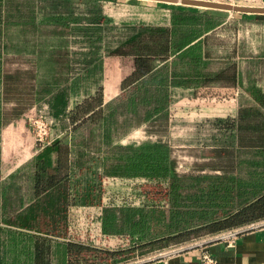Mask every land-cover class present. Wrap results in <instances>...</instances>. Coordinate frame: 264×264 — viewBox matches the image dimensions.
I'll use <instances>...</instances> for the list:
<instances>
[{"label":"trees","instance_id":"16d2710c","mask_svg":"<svg viewBox=\"0 0 264 264\" xmlns=\"http://www.w3.org/2000/svg\"><path fill=\"white\" fill-rule=\"evenodd\" d=\"M4 3L9 1L0 0V131L9 118L46 97L54 116L67 117L71 126L68 134L54 138L33 158L29 177L33 199L15 219H5L6 225L45 234L41 240L33 238L32 264H110L132 248L108 249L96 246L95 239L100 243L124 239L144 252L264 219V94L260 90L256 92L259 106L240 105L233 116L214 121L230 138L226 146L219 143L205 153L216 160L208 171H202L201 165L196 173L178 172L171 148L162 140L119 142L133 126L166 125L176 90L187 95L221 82L231 87L243 84L233 63L222 70L209 67L217 61L207 44L211 36L198 37L217 26V19L182 10L172 14L171 26L133 30L111 50L132 57V82L103 104L95 71L68 83L79 65L86 67L91 60L76 55L78 66L69 68L65 41L77 43L78 36L79 49L88 53L98 42L94 38L100 39L99 29L70 25L77 18H72L75 3L35 0L36 15L17 21L11 13V20L5 19ZM44 23L68 30L72 40L23 36L27 29L38 33ZM227 24L236 21L230 19L220 27ZM25 55H32V60ZM170 56L161 66L151 67L153 58ZM93 81H97L94 90ZM189 87L193 89L187 91ZM87 127L101 133L98 143L85 149L89 138H75ZM150 129L159 133L160 128ZM223 155L229 158L227 163L218 161ZM107 184H121L125 190ZM94 207L95 212L85 218L83 235L70 228L74 209Z\"/></svg>","mask_w":264,"mask_h":264},{"label":"crops","instance_id":"0c3cea01","mask_svg":"<svg viewBox=\"0 0 264 264\" xmlns=\"http://www.w3.org/2000/svg\"><path fill=\"white\" fill-rule=\"evenodd\" d=\"M213 1L228 2L239 6L264 7V0ZM71 2L75 3L74 14L72 8V18L73 15L77 18H73L70 25L73 24L75 26L90 28L92 31L94 29H99L100 32L102 31V34H99V37L103 39V42H105L106 45L104 46L103 44V51L98 58L102 61V65L100 64L101 61L98 63L99 70L96 67V60L93 58L91 59L90 53H87L80 58H87L91 61L87 63L86 67H84V64L82 63L80 67L77 69L75 68L77 71L72 73L68 83L71 81L73 82L78 76L85 75L86 73L90 74V72L93 73V71H95L92 74L94 76L102 74V80H99L98 76V85H101L102 87L103 104L117 96L132 82L131 78L134 75L132 57L112 54L111 50L122 44L135 30L138 31V29L148 26H171L172 14L176 11L182 10L189 13L200 14L204 18L208 17L218 20L215 22V24L217 23V26L203 31L198 38H202L209 34L211 37H224V33L221 32L220 29V32L217 33L218 27L220 28L221 24L230 19H233L236 23L239 22L237 16L221 12L224 10H205L211 8H197V6L152 0H71ZM15 6L18 7L19 5L16 3ZM36 6L37 5L34 2L32 8L35 10ZM98 10L100 13L97 15L96 12H98ZM28 12L29 11L24 12L25 15ZM238 13L247 14L248 12ZM223 14L227 16H224ZM31 15L34 16V14ZM78 17H80V19ZM253 22L264 23V21L262 22L261 20H254ZM191 29L192 28L190 27L188 28L189 31ZM214 30H216V34H212ZM66 37L71 38V36ZM91 37L94 38L93 35ZM78 38L79 37L76 36L77 42L79 40ZM252 40L251 46L249 43L247 45L244 44L247 48L245 51L239 50L240 43L237 42L233 45L232 51L226 54L221 53L215 58L217 60L215 62L217 63L216 67H210V69L215 71L219 69L222 70L226 68V63L231 62L235 66L237 76L240 74L243 76V89H240L241 94L239 95V99L236 96L232 98V100L237 99L239 101V105L236 108L240 105L246 104L259 106L260 104L258 103L259 101L257 100L256 92L257 90H260L264 94V82L261 79V76L264 74V50L259 49V44L255 36H253ZM207 44H209V40L207 41ZM105 58L109 61V66H107V74L109 75L113 72V63L110 60L119 61L122 59H128L130 69L128 74L122 78L120 77V81L117 80L114 82L115 86L113 87V90L115 92L108 98L106 97V84L104 79V74L106 75V67L104 65ZM171 59L172 56L167 59L159 57L153 58L151 60V67L155 69ZM155 61L159 62L155 64ZM125 79H129V81L124 82ZM96 82L97 81L92 82V90L96 88ZM111 86L112 84L109 82L107 84V90H110ZM192 89L193 88L189 87L187 88V91ZM71 100H69V106L72 105ZM244 101L249 103H244ZM235 111L229 110L225 116H233ZM23 117V114H21L9 118L0 131V264H32L31 251L34 248L33 238L35 240L37 237L38 240H41L42 236L45 235L42 232L32 229L5 224V219H15L33 199L32 180L19 179V181L15 178V175L24 168V165L27 162H33V158L40 151L32 150V146H29V150H18L19 146L17 145L21 142L20 138L22 136L26 142L30 143L31 141L30 135L25 134L23 130ZM215 146L216 145L213 147ZM21 197H23V199L22 203L19 205L16 201H20ZM90 212L93 214L95 210H90ZM54 238L59 239L58 237ZM186 244L188 243H185V245ZM204 253L210 255L215 260V264H264V222L258 226L245 228L238 235L233 246H228L222 241L203 240L194 242L191 247L182 249L168 257L155 256L140 261L139 263L137 262L136 264H198Z\"/></svg>","mask_w":264,"mask_h":264},{"label":"rangeland","instance_id":"374dc122","mask_svg":"<svg viewBox=\"0 0 264 264\" xmlns=\"http://www.w3.org/2000/svg\"><path fill=\"white\" fill-rule=\"evenodd\" d=\"M9 3L3 4V14L5 19L12 18L14 16H18L13 18L14 21L24 20L23 17L20 16H30L31 14L36 15V9L32 8V4L35 0H6ZM15 3L19 6L16 7ZM14 4V5H13ZM36 4V3H35ZM37 5V4H36ZM23 6V7H22ZM20 7V8H19ZM198 8V7H197ZM200 8V7H199ZM212 10V9H205ZM29 11L26 15L24 12ZM224 14H231L232 16H237L239 22L236 25L227 24L226 28H219L217 33L223 32L224 37L212 36L209 40L208 47L213 51V57L216 58L221 53H228L232 51L233 45L239 42V50L245 51L247 50L246 45L249 43L251 46V41H253V36L256 37V40L259 44V49L264 50V23H255L254 20L264 21V13H247L241 14L235 11H221ZM11 13V15L9 14ZM223 14V15H224ZM227 16V15H224ZM11 20V19H10ZM200 26L201 24L198 23ZM198 25L196 30H198ZM220 29V30H219ZM238 32V35H237ZM216 34V30L212 34ZM102 34V31L100 32ZM23 36H27L29 38H35L37 41L47 40V41H57L59 39L65 38L66 36H71L68 30L63 28H57L53 24H41L38 27V33H30L27 29V33L23 34ZM20 36V37H23ZM98 42L95 44L93 49H90L86 52L90 53V58L96 60V67L99 70L98 63L101 61L99 58L100 54L103 51V39L94 38ZM66 40V39H65ZM72 40V38H69ZM106 40V39H105ZM65 46L68 48V57L70 58V63L68 64L69 68L76 65V55L80 58V56L86 55L79 49L80 44L77 42L67 40L65 41ZM246 44V45H244ZM257 44V45H258ZM81 51V52H80ZM32 56V55H30ZM28 55L24 57L30 58ZM32 60V59H31ZM112 64V74H107V66H109V61L107 58L104 59V65L106 67V75L104 74L105 84H106V97L111 96L115 91L113 87L115 86L114 82L122 78L126 74L130 72L129 69V60L122 59L119 61L110 60ZM159 61H155L157 64ZM216 61H211L209 67H216ZM45 63V61H44ZM18 64V62H17ZM102 65V61L100 62ZM12 66H16L15 61H13ZM78 66V65H76ZM80 67V65H79ZM68 68V69H69ZM117 71V72H115ZM99 80L103 79L102 74H98ZM261 79L264 82V74L261 76ZM118 81V82H119ZM128 82L129 79H125L124 82ZM110 82L112 84L111 89L107 90V84ZM264 85V84H263ZM240 89H243L242 85H238L235 87L227 86L225 83L216 84V85H208L200 87L195 94L191 95H181V91L176 90L173 95V101L170 103L168 108L169 119H167L166 125H158L153 124V129H159V133L151 132L150 125L140 124L137 126H133L129 128V130L121 136L119 142L121 144H129V143H139L144 140H162L169 144L171 148L172 157L176 160V170L180 173H196L200 170V166L203 165L202 171H208V166L213 164L216 160L212 159L209 155L205 153L211 149L216 144L227 145L226 140H229L230 136L228 133L223 131L220 128L215 127L214 121L217 118L225 117V114L229 112V110H236L239 105V101L236 99L232 100L233 97H238L241 94ZM47 98L45 100H41L40 103L29 108L27 111L23 112L24 119V132L25 134L30 135V143L26 142L23 139V136L20 138L21 142L17 146H19L18 150H29L32 146V150H40L42 145H47L48 142H51L57 136H64L68 134L71 130V126L68 124L67 117L58 116L55 117L50 107L47 105ZM244 103H249L244 101ZM236 112V111H235ZM234 112V113H235ZM49 118H53L54 120L50 123ZM41 121L47 122L46 130L47 135L41 141L38 138V131L40 130L39 123ZM162 126V127H161ZM100 133L94 127H87L86 129L80 130V132H76V141H81L83 138H89V142L87 143V147H82L88 149L96 143L100 138ZM90 146V147H89ZM217 146V145H216ZM81 150V149H80ZM228 150V147H227ZM221 163H227L229 158L226 155H223L218 159ZM33 169V162H27L24 165V168L15 175L16 180H28L30 177V172ZM213 171V170H210ZM215 172H219L218 170ZM20 181V180H19ZM107 187L113 190H125L124 186L121 184H111L110 186L107 184ZM23 189V188H22ZM27 189V188H26ZM23 197H21L20 201H16L19 205L22 203ZM19 200V199H18ZM107 201V199H106ZM11 202V201H10ZM11 204V203H10ZM94 208H80V209H72L74 218L70 219V228H77L79 234H82L83 227H86L85 219L88 215H91V212L87 210H94ZM259 220L256 222L263 221ZM252 222V223H256ZM249 223V224H252ZM249 224H245L242 226H247ZM212 234L203 235L197 238H193L186 242L180 243H191V242H199L203 240H207ZM122 239H118L114 241H105V243L98 242V239H95L96 246H104L108 249H127L132 248L131 252H125L124 258L118 260L117 262H113L110 264H136L140 261L146 260L148 258H153L158 256L159 252H162L164 249L169 248L170 246L140 251L138 249H134L132 247V242L124 243L125 241H121ZM178 245V244H173ZM129 250V249H127Z\"/></svg>","mask_w":264,"mask_h":264},{"label":"built area","instance_id":"2783aa9c","mask_svg":"<svg viewBox=\"0 0 264 264\" xmlns=\"http://www.w3.org/2000/svg\"><path fill=\"white\" fill-rule=\"evenodd\" d=\"M54 119L49 118V122L51 123ZM46 124L47 122L41 121L39 123L40 130L38 131V140L41 141L43 138L46 137L47 135V130H46ZM58 137V136H57ZM50 142H48L49 144ZM45 146V145H44ZM43 147V145L41 146ZM264 222H256L249 224L247 226H239V227H233V228H228L225 230H221L215 234H212L207 240L210 241H222L225 242L228 246H233L235 244V240L237 239L238 235L247 227H253V226H258ZM194 243H188V244H178V245H172L167 249H164L162 252L158 253V256L161 257H168L170 255H173L182 249L189 248L193 245ZM198 264H215V260L208 254L204 253L202 255V258L198 262Z\"/></svg>","mask_w":264,"mask_h":264},{"label":"water","instance_id":"95a60500","mask_svg":"<svg viewBox=\"0 0 264 264\" xmlns=\"http://www.w3.org/2000/svg\"><path fill=\"white\" fill-rule=\"evenodd\" d=\"M165 3L182 4L203 8L228 10L235 12L264 13V7L239 6L228 2L213 0H152Z\"/></svg>","mask_w":264,"mask_h":264}]
</instances>
